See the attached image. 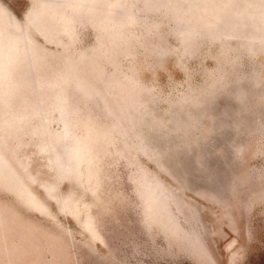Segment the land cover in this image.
Here are the masks:
<instances>
[{
    "label": "rangeland",
    "instance_id": "obj_1",
    "mask_svg": "<svg viewBox=\"0 0 264 264\" xmlns=\"http://www.w3.org/2000/svg\"><path fill=\"white\" fill-rule=\"evenodd\" d=\"M0 264H264V0H0Z\"/></svg>",
    "mask_w": 264,
    "mask_h": 264
}]
</instances>
